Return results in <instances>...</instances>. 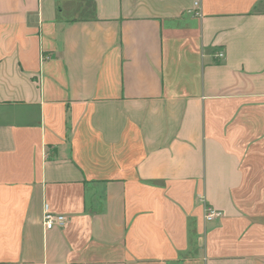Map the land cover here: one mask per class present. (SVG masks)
Here are the masks:
<instances>
[{
  "label": "crops",
  "instance_id": "1",
  "mask_svg": "<svg viewBox=\"0 0 264 264\" xmlns=\"http://www.w3.org/2000/svg\"><path fill=\"white\" fill-rule=\"evenodd\" d=\"M0 264H264V0H0Z\"/></svg>",
  "mask_w": 264,
  "mask_h": 264
},
{
  "label": "built area",
  "instance_id": "2",
  "mask_svg": "<svg viewBox=\"0 0 264 264\" xmlns=\"http://www.w3.org/2000/svg\"><path fill=\"white\" fill-rule=\"evenodd\" d=\"M224 57L223 53H218L217 58L222 59ZM222 213L219 210L207 207L205 209L204 218L206 221L210 222L216 218L221 217ZM66 224V217L63 215H55L48 211L47 207L44 206L43 213V226L46 230H51L55 227H64Z\"/></svg>",
  "mask_w": 264,
  "mask_h": 264
}]
</instances>
